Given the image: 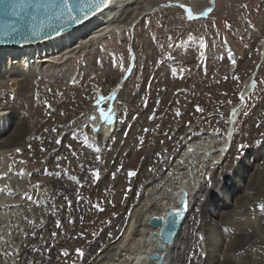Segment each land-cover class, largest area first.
<instances>
[{"label": "bare ground", "instance_id": "1", "mask_svg": "<svg viewBox=\"0 0 264 264\" xmlns=\"http://www.w3.org/2000/svg\"><path fill=\"white\" fill-rule=\"evenodd\" d=\"M166 1L113 0L105 10L73 30L50 41L28 48L0 47V78H7V76L12 78L18 77L9 83H0V97L7 96L8 101H10V95L13 97L11 99L13 102L11 108L0 107V161L2 162L0 163V264H5L2 261L3 257H1L3 252L14 253V259L26 256L24 252L27 253V250L22 245L18 246L15 243L12 245L11 242L13 238L19 242L25 233L26 235L31 234L34 228L33 223L36 217L39 216L36 215L35 217V214H32V216L29 215V217L20 220H16L17 218L14 217V219H11L12 214H15L13 212L16 211L4 201L5 196L9 199V196L12 195L13 198L19 194L17 192V186H24L27 181L30 182V187L33 185L31 184V182L33 183V177L28 178L24 176L27 175L25 172H21L20 174V170L17 168L20 161L18 162L16 160L17 157L21 158L26 170L32 172V176L46 166L51 173V178L45 179V184L47 185L49 183V186H64L65 188L63 193L58 189L55 191L56 194L60 191L59 197L63 194L68 195L69 193L75 197V195L81 192L80 186L98 185L105 172L101 168H96L94 170L96 178L92 180L88 169L85 168L84 162H81V157L83 156L85 158L86 153L91 154L94 152L92 150H96L104 141H107L112 136L115 127L113 105L116 104L119 89L125 82V75L122 73V70L116 69L118 62L112 58L109 62V71L100 75L101 77H106L108 84L111 85V89L108 95L98 99L96 105L89 108L84 115V104L87 100V93L90 94V92L81 93L77 86L80 84L83 76L88 75L91 70L95 71V67L89 66L84 71L76 72L74 71L75 68L71 67V62L77 60L84 54H90L93 51L97 52L96 44L101 39L107 37L114 31L129 27L144 11H158L160 9L158 4ZM211 1L213 0H198V3L203 5V2ZM210 7L211 4L209 3L201 11L205 12ZM106 47L113 49L112 44H107ZM145 48L146 50L150 49L147 45ZM263 52L264 41L261 43L260 56ZM35 76L46 78V85L38 84V79L33 80L32 77ZM100 76L96 77L97 81ZM253 77L254 74H250L247 77L240 90L237 101L231 107L228 126L221 139H216V134H209L207 132L189 138L191 131H188L186 128L178 131L180 124H174L167 130L168 133H163L166 129H162L158 133L159 136L155 133L157 141L153 139V136L149 135L150 131L153 130L152 127L150 131L148 129L142 133L140 142L134 146L133 151H128L129 154L134 152L132 156L130 155V161L137 164V168H134L135 170L132 171L135 175L129 176H131V179H134L132 186H142L144 182L151 181L148 182L149 184H145L146 187L142 191V200H138L134 205L130 219L122 234L116 240L102 248L90 260L89 264H157L156 259H151L152 255H157L160 258L159 264H188L189 262V264H264V211L258 207V205L264 204V148L243 150L242 156L231 167L229 173L223 176L222 179H217L219 180L216 183L217 186L213 185L214 188H217L216 191L213 188V198L210 199V195H208L201 205L198 203L195 206L198 199H201L203 196L204 189H206L204 186L206 182L205 178L209 179V176L206 177L205 173L208 172V168L211 165L214 166L216 163L221 162V156L230 148L229 142H231L233 137L231 132H234L236 129L240 111L247 95L251 91ZM65 78L68 79L69 85L62 86L54 84L55 81ZM6 85H9V87ZM84 86L85 89L89 87L88 84ZM89 89L91 90V87ZM48 90L50 91L47 92ZM204 98L201 103L202 110L212 100L211 97ZM67 99L70 105L65 103ZM183 107L186 112L192 110L190 103H187ZM19 109L24 110L23 115L19 113ZM101 109L110 116V119L101 116ZM194 114L195 112L192 111V116ZM78 121L86 123L87 127L90 128L91 138L95 137L96 139L93 138V148L78 147V155L73 160V171L72 169L64 167L61 161L62 159L57 155L58 150L62 149L64 151L65 144L70 138V135H68L69 132L64 130L61 138L56 136V133L59 131V128H65L66 123ZM78 132H81L78 127L70 131L72 134H79ZM61 133L62 131L59 132V134ZM64 138L65 140L63 141ZM175 142H177L176 145ZM172 146L175 148L177 146H184V148L180 153V149L177 153L175 152L171 161H168L172 155L170 154ZM17 149H20V151H17ZM7 154L12 155L11 161L8 162L9 160H5L8 163L3 164L5 162L2 159L4 156H8ZM97 156L98 161L100 156L103 158V155H98V153ZM142 156L145 159L150 158L149 161L151 164L146 163V166V161L143 163ZM106 157H104L102 162H106ZM256 159H258L257 162H255ZM164 161H166L165 164H162ZM164 165L168 169V172L162 175L161 179L155 183L154 177H156ZM75 166L78 168V181L80 183L82 182L81 185L76 182L74 183L67 176L76 174ZM256 166H258L257 181L259 182L257 192L254 187L244 185L247 169L249 167L255 168ZM11 169L20 175V179L16 181H12V179L10 181L1 179L4 176L3 174L8 171L10 172ZM13 170L11 171L13 172ZM62 173H67V175L64 177ZM118 174L119 176L116 180L115 172L110 173L106 185L108 188L104 191L106 193L103 195L105 199L112 198L114 193L116 195L114 186H116L119 179L123 178V172L119 171ZM214 180L217 181L216 179ZM45 184L40 185L38 183L31 188L36 190L42 188V185ZM9 188L13 190L12 194L8 192ZM241 188L242 193L236 197L234 191ZM27 189L24 190L26 191ZM24 190L22 191L24 192ZM137 190L138 188H132L131 194ZM182 192L186 193L187 196V212L172 240L170 242H163L158 235L159 229L148 225L147 220L151 216L163 217L169 209L177 208ZM37 193L41 194L42 191L37 192L36 190V195ZM102 200L103 198L98 201ZM14 201L16 200L14 199ZM113 202L112 198V203L109 205L113 206L115 203ZM56 207L58 210L56 211L61 214L60 217H62V220L68 217V212L61 203L57 204ZM193 207L199 209L196 211L193 221L200 218L201 224H203L202 233L200 234L199 232L196 235V237L202 235L203 240H199L198 238L197 242L191 236V231L198 224L185 225L189 211ZM43 209L45 208L43 207ZM77 218L76 221L78 220ZM64 220L61 223L64 235L62 234L63 236L60 239H72L76 226L69 224L67 218L66 221ZM72 229L74 230L71 231ZM153 233L155 235H152ZM79 236H82L81 240L84 239L83 234ZM101 237L102 235L100 239ZM197 243L202 248L201 253H198L197 256H190L192 253H196ZM90 247L92 249V246ZM20 249L21 251H19ZM69 249L70 259L63 256L57 258L59 254L49 255L50 258L48 260L47 257V260L50 263L48 264H67L69 261L72 264H84L85 259L91 252L90 250L84 253V251H81V247L75 244H71ZM82 253L86 254V256L80 258L79 255ZM44 254L46 255V253Z\"/></svg>", "mask_w": 264, "mask_h": 264}, {"label": "rangeland", "instance_id": "2", "mask_svg": "<svg viewBox=\"0 0 264 264\" xmlns=\"http://www.w3.org/2000/svg\"><path fill=\"white\" fill-rule=\"evenodd\" d=\"M203 3L201 5L198 0H167L166 2H161L158 4L160 6L158 11H144L129 27L114 31L101 39L96 44L97 52L93 51L90 54H84L71 62L70 65L75 68L74 71L76 72L84 71L89 66L95 67V71L91 70L88 75L83 76L77 86L81 93L90 92V94L87 93V100L84 104V115L89 108L96 105L98 99L108 95L111 89L106 77H101L100 75L109 71V62L112 58L118 62L116 69L122 70L125 75V82L119 89L116 104L113 105L115 127L112 136L107 141H104L97 148L98 150H92L94 152L91 154L86 153L85 158L81 157V162H84L92 180L96 178L94 172L96 168H101L105 172L98 185L75 186L81 189V192L75 197L70 193L59 197L60 191L63 193L65 188L64 186H49L48 182L47 185L45 184V179L51 178V173L46 166L32 176V172L26 170L21 158L17 157L16 160L20 161L17 166L20 174L25 172L27 175H22L28 178L33 177V183L31 182L33 185L38 183L40 185L44 183L45 185L36 189L37 192L42 191L41 194L37 193L36 195V190L31 188L33 185L30 187V182L27 181L24 186H17L18 190H16L20 195L17 194L18 196L15 195L13 198L11 195L9 199L5 196V203L16 211L13 212L15 214H12L11 219L17 218L16 220H20L29 217V215L32 216V214H35V217L39 215L33 223L34 233L27 234L28 236L25 233L19 242L14 238L11 242L12 245H14L13 243L18 246L22 245L27 250V253L24 252L26 256L14 259V253L3 252L1 257H3L2 261L5 264L9 262L10 264H34V261L35 264H48L50 263L48 261L49 255L57 254H59L57 258L63 256L70 259L69 248L71 244L81 247V251H84V253L91 250L84 262V264H89L90 260L102 248L122 234L130 219L134 205L138 200H142V191L146 187L145 184H149L148 182L151 181L144 182L142 186H132L134 179L129 176V173L137 168V164L130 161V155L132 156L134 152L129 154L128 151H133L134 146L140 142L142 133L148 129L150 131L152 127L153 130L150 131L149 135L156 140L155 133L159 136L158 133L162 129H166L163 133H168L167 130L174 124H180L179 128L177 127L178 131L184 128L191 131L189 138L207 132L216 134L215 138L221 139L228 126L231 107L237 101L240 90L250 74H254L251 91L247 95L240 111L236 129L231 132L233 137L231 142H229L230 148L221 156V162L208 168V172L205 173L206 177L209 176V179L205 178L204 186L206 189H204L203 196L198 199L199 202L197 201L195 206L198 203L201 205L208 195H210V199L213 198V185L217 186L216 183L229 173L231 167L242 156L243 150L264 148V54L262 57L260 56L261 43L264 41V0H213ZM209 3L211 4L210 9L202 12V8L208 6ZM180 4H184L186 8H191L196 18L189 19L186 8L179 7ZM201 13L204 14L201 15ZM107 44H112L113 49L107 48ZM146 45L150 47L149 50H146ZM97 76H100L98 81L96 80ZM14 78L17 79L18 77ZM14 78L8 76L7 78H0V83H9ZM32 79H38L37 82L40 85H46L45 83H47V79L41 76H35ZM54 84L67 86L69 82L65 78L55 81ZM86 84L89 86L88 89H85L84 85ZM6 86L9 87V85ZM90 87L91 90L89 89ZM204 97H211L212 100L200 112L198 108L202 109L201 103L202 99H205ZM9 98L10 101L7 100V96H1L0 107L11 108L13 103L11 101L12 95ZM65 103L70 105L68 99ZM187 103L191 104V112L184 111L183 106ZM192 111L195 112L193 116ZM19 113L23 115L24 110L19 109ZM64 127L59 128L56 136L61 138L64 130L69 132V143L66 142L64 151L62 149L58 150L57 155L62 159L64 167L74 171L73 160L78 155V147L89 149L92 147V141L96 138H91L90 128L83 121L66 123ZM76 127L81 132H78L79 134L70 133ZM60 131H62L61 134H59ZM176 144L177 142H175ZM183 148L184 146H177L176 148L172 146L170 150L172 155L168 161H171L173 154L177 153L179 149V153L180 151L182 152ZM95 152L98 155H103V158L100 156L98 161V156ZM7 155L9 157L4 156L2 159L5 162L3 164L11 161L12 155ZM90 156L92 157L90 158ZM105 156H107V160L104 163L102 160ZM142 159L143 163L146 161V166L151 164L150 158L145 159L143 157ZM5 160L9 161L6 163ZM165 162L162 164H165ZM0 163L2 162L0 161ZM11 170L10 172L8 171L9 173H4L1 179L6 181L20 179V175L15 170L13 172ZM77 170L78 168L76 167V174L74 175L62 173V176L65 177L67 175L74 183L81 185L82 182L78 181ZM257 170L258 166L255 168L249 167L244 178V185L254 187L256 192L257 188H259ZM119 171L123 172V178L119 179L116 186H114L116 195L114 193L112 198L115 203L113 202L114 205L110 206L112 198L105 199L103 195L106 192L104 193V191L108 188L106 185L110 173L115 172L117 180ZM167 172L166 166H162L159 171L160 174L158 173L159 175L157 174L154 177L155 183ZM214 179L219 180L215 181ZM25 186L27 187L25 188ZM134 187L138 188V190L131 194ZM24 189L27 190L25 191ZM57 189L60 191L56 194L55 191ZM216 190L217 188H214V191ZM8 192L12 194L13 190L9 188ZM241 193L242 188L234 191L236 197ZM101 197L103 200L98 201L102 199ZM10 202L12 203L9 204ZM58 202L68 212V217H66L68 223L76 226L72 239H60L64 235L61 223L64 219L66 221V218L62 220L61 214L57 212L56 206L59 204ZM198 210L197 207H193L185 221L186 226L198 224L191 231V236L194 237L193 239L196 242L198 238L203 240L202 235L196 237L199 232L201 234V231H203V224H201L200 218L193 221ZM76 217H78L77 221ZM80 234H83L84 239L81 240L82 236L80 237ZM101 235L103 238L101 237L100 239ZM90 246H92V249ZM201 250L202 248L197 243L196 253H192L190 256H197L198 253H201ZM65 252L67 253L66 255ZM84 253L79 255L80 258L86 256ZM31 255L36 256L31 257ZM67 264H72V262L69 261Z\"/></svg>", "mask_w": 264, "mask_h": 264}, {"label": "water", "instance_id": "3", "mask_svg": "<svg viewBox=\"0 0 264 264\" xmlns=\"http://www.w3.org/2000/svg\"><path fill=\"white\" fill-rule=\"evenodd\" d=\"M112 1L109 0L106 6L97 8L94 0H72L74 7L80 6L72 16L66 11L61 13L58 7L60 0H27L24 9L17 16L6 15L0 5V47L28 48L50 41L88 21L105 10ZM80 8H83V12ZM13 26L17 29L16 32L12 31ZM263 54L264 52L261 57ZM177 209L180 210L179 215L176 214ZM186 212L187 196L182 192L177 208L169 209L163 217L151 216L147 223L159 229L158 235L163 242H170ZM151 259H156L157 264L160 262L157 255H152Z\"/></svg>", "mask_w": 264, "mask_h": 264}, {"label": "snow or ice", "instance_id": "4", "mask_svg": "<svg viewBox=\"0 0 264 264\" xmlns=\"http://www.w3.org/2000/svg\"><path fill=\"white\" fill-rule=\"evenodd\" d=\"M26 3H27V0H0V5L3 6V10H4L5 14L10 15V16L19 15L22 12V10L24 9V6ZM108 3H109V0H94V4L97 8L102 7V6H106ZM53 6L56 7L57 5H53ZM58 7H59L62 14L66 11L69 16H72L73 13L80 6L77 5L76 7H74L72 0H60ZM179 7L186 8V6L184 4H180ZM80 10L83 12V8H80ZM186 11H187V16L189 19H195L196 18L195 14L191 10V8H186ZM203 14L204 13H201V15H203ZM12 31L16 32L17 29L13 26ZM198 110L202 111V109H199V108H198ZM101 116H104L106 119H110V116H108V114L105 113V111L103 109H101ZM17 151H20V149H17ZM129 175H135V173L130 172ZM258 207L262 211H264V204H260V205H258ZM176 214L177 215L180 214L179 209L176 210ZM66 254L67 253L65 252V255Z\"/></svg>", "mask_w": 264, "mask_h": 264}]
</instances>
